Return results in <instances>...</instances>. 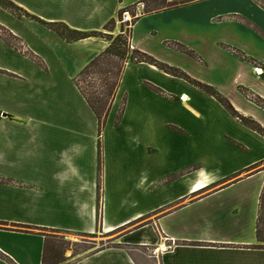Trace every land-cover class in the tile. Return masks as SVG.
Segmentation results:
<instances>
[{"label": "crops", "instance_id": "crops-1", "mask_svg": "<svg viewBox=\"0 0 264 264\" xmlns=\"http://www.w3.org/2000/svg\"><path fill=\"white\" fill-rule=\"evenodd\" d=\"M10 1L38 21L0 6V26L45 68L0 37V264H44L51 239L72 247L53 233L85 237L92 247L58 252L48 264H264V154L251 146L264 137L214 95L147 63H127L100 136L75 80L111 41H67L54 30L103 33L122 9L144 3L132 49L214 88L264 128V109L240 91L264 101L261 4Z\"/></svg>", "mask_w": 264, "mask_h": 264}, {"label": "trees", "instance_id": "trees-1", "mask_svg": "<svg viewBox=\"0 0 264 264\" xmlns=\"http://www.w3.org/2000/svg\"><path fill=\"white\" fill-rule=\"evenodd\" d=\"M167 0H156V5H158L157 8L161 7H172L177 5V2L174 0V3L167 4ZM0 6L3 7L5 10L11 12L12 14L16 15L15 11L23 12L24 15L30 17L25 11H23L21 8L17 7L14 3H12L10 0H1ZM160 6V7H159ZM20 15H18L19 17ZM22 16V15H21ZM121 17V14L119 16V19ZM114 20L110 21L106 26L105 30L112 32L115 26ZM134 24V23H133ZM57 26H61L62 30L57 29ZM131 28L129 27L126 31V33H123V31L117 35L116 37H111V35H104L102 32H92V33H84V32H78V31H72L69 29L66 25H56L54 27V30L60 34L64 39L67 41L71 40H82L90 37H106L108 38L111 43L109 47L102 52L99 56H97L94 60H92L80 73V75L76 78L75 82L78 86L81 94L86 99L87 103L89 104L90 108L96 115L98 119L99 124V135H102V132L104 130V127L106 125L109 113L112 109L113 102L115 100L124 69L127 65V63H147L153 66L158 67L159 69L167 72L170 75L183 78L186 81L192 83L200 90H203L205 92H208L212 95H214L219 102L234 116L236 117L242 124L246 125L250 129L254 130L255 132L259 133L260 135L264 136V131H259L258 128H253L248 126L244 121L248 120L244 117H240V115L233 109V107L230 105L226 99L221 97V95L214 90L212 87L208 85H204L202 83L196 82L192 79H190L188 76H186L184 73L180 72L177 69H173L171 67H168L164 64L159 63L155 59H153L151 56L142 53L140 51L134 50L132 53L130 52L131 48ZM0 36L12 47L16 48L14 44L11 42V40L7 36H9L11 39H15L20 41L19 38L14 36L12 33H10L7 29L0 26ZM175 49L184 52L186 54H189L191 56H194V53L187 48H185L182 45L179 44H173L171 45ZM20 49V48H19ZM21 50V49H20ZM27 57H29L32 61H34L36 64H38L40 67L45 68L44 62L35 55L32 52L25 53ZM121 58V64L118 66V64L114 61V59ZM94 75H101L103 77H99V80L101 81L100 87H96L94 85H89V88L86 89L82 84L84 83L82 78L85 77H91ZM152 89L155 92H161L155 87H152ZM123 113V106L120 110L118 121H120ZM101 156V151H100ZM257 237L260 241L264 240V188L262 191L261 196V202H260V210H259V218H258V226H257ZM58 258V251L51 246V241H48V244H46L45 252H44V264H48L53 260H56ZM10 264H14L12 261H9Z\"/></svg>", "mask_w": 264, "mask_h": 264}, {"label": "rangeland", "instance_id": "rangeland-1", "mask_svg": "<svg viewBox=\"0 0 264 264\" xmlns=\"http://www.w3.org/2000/svg\"><path fill=\"white\" fill-rule=\"evenodd\" d=\"M1 1V0H0ZM156 0L152 1L155 2ZM257 3H260L261 6L264 8V2H261L260 0H255ZM167 4H170V3H174V0H167L166 2ZM157 8L158 5H155V4H151L150 5V8ZM160 7V6H159ZM149 8V7H148ZM16 12V17L19 18L20 20L22 19H27V20H34V21H38L36 18H31L29 16H27L26 14L24 15L23 12H20V11H15ZM122 11H120L119 15H118V18L120 16ZM18 15H20L18 17ZM22 15V16H21ZM55 27V25H54ZM57 29L59 30H62V27L61 26H57L56 27ZM128 28H126L124 25L122 24H118L115 22V26H114V31H123V33H126ZM104 34H107V35H110L108 31H104L103 32ZM1 37V36H0ZM2 38V37H1ZM10 39L11 42L14 44V46H16L15 50L17 52H20L22 55L26 56L25 53L27 52H32L31 50L27 49L20 41L18 40H15V39H11L9 36L6 37V39ZM18 38V37H17ZM3 39V38H2ZM4 40V39H3ZM21 50H20V49ZM134 50L130 48V52L132 53ZM254 52H256L258 54V51H256L255 49H253ZM234 52V51H233ZM237 54L239 53L238 51H235ZM33 53V52H32ZM35 54V53H34ZM36 55V54H35ZM38 56V55H37ZM27 57V56H26ZM39 57V56H38ZM29 58V57H28ZM30 59V58H29ZM41 59V58H40ZM42 60V59H41ZM114 61L118 64V66L121 64V58H117V59H114ZM38 65V64H37ZM39 66V65H38ZM258 68L262 69V67L258 66ZM259 69H256V71H258ZM99 77H103L101 75H94V76H91L90 78L89 77H85V78H82L81 80L84 81V83L82 84L86 89L89 88V85H94L96 86L97 88L100 87L101 85V81L99 80ZM214 89V88H213ZM215 90V89H214ZM240 91L249 99L251 100L252 102H254L255 104H257L258 106H260L261 108L264 109V101L261 100L260 98H257L255 96H253L248 90H246L245 88H240ZM222 97V96H221ZM225 99V98H224ZM226 101H228L226 99ZM229 102V101H228ZM231 105V104H230ZM240 115V114H239ZM240 117H243L240 115ZM236 118V117H235ZM237 119V118H236ZM248 120L244 121L248 126L250 127H253V128H258L259 131H264V128L258 124L257 122H255L254 120L252 119H249V118H246ZM238 120V119H237ZM239 121V120H238ZM240 122V121H239ZM259 134V133H258ZM264 134V133H262ZM260 135V134H259ZM262 136V135H261ZM264 137V136H263ZM251 146L252 147H255L256 149V153L257 154H264V141L263 140H260V139H257L255 142H251ZM52 237H55V238H69L71 239V242H72V247L70 248L68 243L65 242V241H60V240H54V239H51V246H53L58 252H60V254L65 251L66 249H68V251L66 252V254L68 256L70 255H76V254H80L82 253L84 250H87L88 248L92 247L91 245H87L85 244L84 242H88L89 240L88 239H85V237H82V236H79V235H72L70 237H66L67 235H62V234H58V233H53L51 235ZM99 244V243H98ZM104 244V243H103ZM138 251H141V252H149V250H144V249H138Z\"/></svg>", "mask_w": 264, "mask_h": 264}, {"label": "built area", "instance_id": "built-area-1", "mask_svg": "<svg viewBox=\"0 0 264 264\" xmlns=\"http://www.w3.org/2000/svg\"><path fill=\"white\" fill-rule=\"evenodd\" d=\"M144 11H145L144 3L126 7L122 9L121 17L118 23L124 25L126 28L132 27L133 23L144 13Z\"/></svg>", "mask_w": 264, "mask_h": 264}, {"label": "bare ground", "instance_id": "bare-ground-1", "mask_svg": "<svg viewBox=\"0 0 264 264\" xmlns=\"http://www.w3.org/2000/svg\"><path fill=\"white\" fill-rule=\"evenodd\" d=\"M257 72L260 73V70H258Z\"/></svg>", "mask_w": 264, "mask_h": 264}]
</instances>
